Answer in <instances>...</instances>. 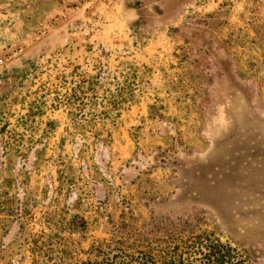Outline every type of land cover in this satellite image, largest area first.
Instances as JSON below:
<instances>
[{
  "label": "rangeland",
  "instance_id": "374dc122",
  "mask_svg": "<svg viewBox=\"0 0 264 264\" xmlns=\"http://www.w3.org/2000/svg\"><path fill=\"white\" fill-rule=\"evenodd\" d=\"M202 237L264 264V0H0V264Z\"/></svg>",
  "mask_w": 264,
  "mask_h": 264
},
{
  "label": "trees",
  "instance_id": "16d2710c",
  "mask_svg": "<svg viewBox=\"0 0 264 264\" xmlns=\"http://www.w3.org/2000/svg\"><path fill=\"white\" fill-rule=\"evenodd\" d=\"M95 251L97 255L94 261L78 264H243L240 255L209 237L196 239L179 254H173L167 259H156L148 252L137 251L129 254L116 248Z\"/></svg>",
  "mask_w": 264,
  "mask_h": 264
}]
</instances>
